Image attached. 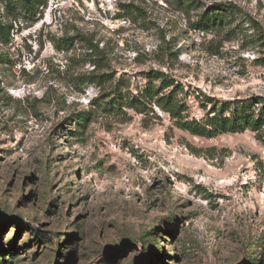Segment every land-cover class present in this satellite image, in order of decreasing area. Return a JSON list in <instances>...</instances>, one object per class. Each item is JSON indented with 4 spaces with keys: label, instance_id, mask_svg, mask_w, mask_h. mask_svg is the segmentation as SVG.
Instances as JSON below:
<instances>
[{
    "label": "rangeland",
    "instance_id": "obj_1",
    "mask_svg": "<svg viewBox=\"0 0 264 264\" xmlns=\"http://www.w3.org/2000/svg\"><path fill=\"white\" fill-rule=\"evenodd\" d=\"M38 1L0 42V264H264V0H231L254 25L173 0ZM80 36L103 50L102 92L75 85L93 67ZM160 77L186 120L213 114L206 98L258 129L195 136L132 102Z\"/></svg>",
    "mask_w": 264,
    "mask_h": 264
},
{
    "label": "trees",
    "instance_id": "obj_2",
    "mask_svg": "<svg viewBox=\"0 0 264 264\" xmlns=\"http://www.w3.org/2000/svg\"><path fill=\"white\" fill-rule=\"evenodd\" d=\"M174 3L184 11H200L198 13L199 17L196 22H204L205 25L211 24H229L236 17H243L242 23L250 22L252 25L256 22L253 18H245L243 9L235 2L229 1H214L208 5H203L198 0H173ZM19 6V11L26 13L29 17H33L36 13V8L40 5V2L34 3L33 0H0V42H7L9 39L10 32L14 25V14H12L15 9ZM126 7L127 12L130 15H138L142 20L148 19L146 12L138 6H133L129 8L128 5H123L122 8ZM12 18H9L11 17ZM201 27V25L199 26ZM80 43H82V48L86 50L84 58L88 59L93 67L90 71L81 73L77 76L75 85L86 86L88 84H93L99 88V92L104 90V83L110 79V73H105L103 70L107 69L104 63L103 50L99 48L98 43L94 42L92 38L85 36L78 37ZM153 77H159V75H154ZM161 84L159 87L155 88L154 84L148 83L143 90L140 91L136 96L133 97L132 102H139L140 99L146 98L153 100L154 103L163 111L169 114L172 119H175L177 126L183 130L188 131L190 134L195 136H212L216 133H227L235 132L242 127H251L256 130L259 127V121L253 116L246 114L244 116L239 115L237 110L224 116L225 105H220L215 108V103L212 99H204L207 103H212L209 112L213 114L205 119L204 122L199 123L198 120L192 119L186 120V115L183 111L186 109L185 104L177 98V88L180 87L179 84H175L173 80L160 77ZM172 86L170 90L169 87ZM164 88H167L168 93L162 92ZM179 89H182L181 87ZM166 90V91H167ZM114 92H118L117 96L112 98L113 101L122 100L123 94L118 90L117 87ZM105 92V91H104ZM103 98L100 95L96 100ZM90 104H94V100L89 101ZM123 103V102H122ZM126 104V103H124ZM123 104V105H124ZM204 105V102H202ZM122 105V104H121ZM130 107L133 103L128 104ZM246 107V106H245ZM245 109L243 110V112ZM91 114V110L83 111L78 113V119L81 120L85 118L88 120ZM243 125V126H242ZM2 251V250H1ZM3 254V251L1 252ZM4 261L3 264H6Z\"/></svg>",
    "mask_w": 264,
    "mask_h": 264
}]
</instances>
